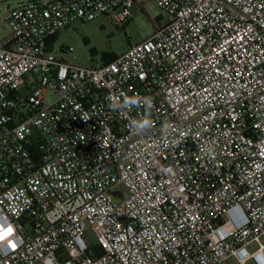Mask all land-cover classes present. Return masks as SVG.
Instances as JSON below:
<instances>
[{
	"label": "built area",
	"instance_id": "2783aa9c",
	"mask_svg": "<svg viewBox=\"0 0 264 264\" xmlns=\"http://www.w3.org/2000/svg\"><path fill=\"white\" fill-rule=\"evenodd\" d=\"M16 1L0 264H264V0ZM151 1L168 18L110 62L51 50L75 21L123 29Z\"/></svg>",
	"mask_w": 264,
	"mask_h": 264
},
{
	"label": "rangeland",
	"instance_id": "374dc122",
	"mask_svg": "<svg viewBox=\"0 0 264 264\" xmlns=\"http://www.w3.org/2000/svg\"><path fill=\"white\" fill-rule=\"evenodd\" d=\"M11 8L18 5V1L0 0V17H5L9 12L8 4ZM163 16L157 20L159 16ZM165 14L156 2L151 1L145 5L144 9H135L132 17L125 24L123 29L116 27L111 20L106 17H98L91 21H75L71 27L60 31L55 43L51 45V50L57 56H62L61 50L73 48L74 51L65 55V59L84 66L97 65L102 60L103 55L115 54L117 56L125 53L130 46L137 45L142 41L152 37L160 22L166 20ZM10 34V26L3 21L0 25V38ZM58 94L50 92L46 95L47 104L57 101ZM121 193L127 196L126 189L121 186ZM87 238L93 243H97L95 235L89 231Z\"/></svg>",
	"mask_w": 264,
	"mask_h": 264
},
{
	"label": "trees",
	"instance_id": "16d2710c",
	"mask_svg": "<svg viewBox=\"0 0 264 264\" xmlns=\"http://www.w3.org/2000/svg\"><path fill=\"white\" fill-rule=\"evenodd\" d=\"M57 38H58L57 35H55V36L52 38V41H51L52 44L56 42ZM115 57H116L115 54L103 55V57H102V61L105 62V63H107V62L112 61Z\"/></svg>",
	"mask_w": 264,
	"mask_h": 264
},
{
	"label": "snow or ice",
	"instance_id": "6c2138e0",
	"mask_svg": "<svg viewBox=\"0 0 264 264\" xmlns=\"http://www.w3.org/2000/svg\"><path fill=\"white\" fill-rule=\"evenodd\" d=\"M8 232L10 233L11 232V229H8ZM0 239H3V236L2 235H0ZM13 247L15 246V245H12Z\"/></svg>",
	"mask_w": 264,
	"mask_h": 264
},
{
	"label": "water",
	"instance_id": "95a60500",
	"mask_svg": "<svg viewBox=\"0 0 264 264\" xmlns=\"http://www.w3.org/2000/svg\"><path fill=\"white\" fill-rule=\"evenodd\" d=\"M161 18H163V16L161 15V16H159L157 19H161Z\"/></svg>",
	"mask_w": 264,
	"mask_h": 264
},
{
	"label": "crops",
	"instance_id": "0c3cea01",
	"mask_svg": "<svg viewBox=\"0 0 264 264\" xmlns=\"http://www.w3.org/2000/svg\"><path fill=\"white\" fill-rule=\"evenodd\" d=\"M157 20H160V19H157ZM160 23H161V22H160ZM160 23H159V24H160Z\"/></svg>",
	"mask_w": 264,
	"mask_h": 264
}]
</instances>
